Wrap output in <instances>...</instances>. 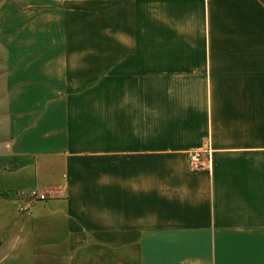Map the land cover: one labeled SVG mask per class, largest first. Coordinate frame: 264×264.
I'll use <instances>...</instances> for the list:
<instances>
[{"label":"crops","instance_id":"1","mask_svg":"<svg viewBox=\"0 0 264 264\" xmlns=\"http://www.w3.org/2000/svg\"><path fill=\"white\" fill-rule=\"evenodd\" d=\"M0 2V264H264V0Z\"/></svg>","mask_w":264,"mask_h":264},{"label":"built area","instance_id":"2","mask_svg":"<svg viewBox=\"0 0 264 264\" xmlns=\"http://www.w3.org/2000/svg\"><path fill=\"white\" fill-rule=\"evenodd\" d=\"M210 154L211 150L208 144L200 150L190 152L189 159L191 170L196 172L205 168L210 169ZM20 197L24 199V202L20 206V210L28 211L34 202L45 200L47 195L39 190H31L28 192H22Z\"/></svg>","mask_w":264,"mask_h":264},{"label":"rangeland","instance_id":"3","mask_svg":"<svg viewBox=\"0 0 264 264\" xmlns=\"http://www.w3.org/2000/svg\"><path fill=\"white\" fill-rule=\"evenodd\" d=\"M2 5H3L1 6L3 9L2 15L4 16L3 19L11 20L12 15L15 12H17V7L9 6L7 5V3H4ZM1 24H2V27H0L1 28L0 29V82L4 78L2 77V74L6 76L7 72L11 68L10 66L11 58H9V56H6V55L7 53L11 52L10 48L12 49V46H13L11 42L7 41L8 36L6 35V22H1ZM4 37L6 38L7 43L5 42Z\"/></svg>","mask_w":264,"mask_h":264}]
</instances>
